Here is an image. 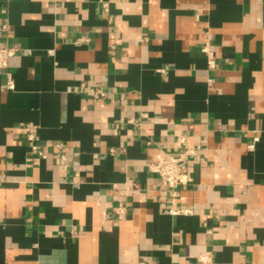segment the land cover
Instances as JSON below:
<instances>
[{"label":"crops","instance_id":"0c3cea01","mask_svg":"<svg viewBox=\"0 0 264 264\" xmlns=\"http://www.w3.org/2000/svg\"><path fill=\"white\" fill-rule=\"evenodd\" d=\"M0 45V264H264V0H0Z\"/></svg>","mask_w":264,"mask_h":264},{"label":"built area","instance_id":"2783aa9c","mask_svg":"<svg viewBox=\"0 0 264 264\" xmlns=\"http://www.w3.org/2000/svg\"><path fill=\"white\" fill-rule=\"evenodd\" d=\"M103 7L106 9L107 3H103ZM17 51L15 47L0 45V73L5 76V86L8 90L16 88L13 74L9 70V62L17 54ZM202 51L207 54L208 69L215 70L217 67L215 54L208 45L204 46ZM88 94L92 99L100 100L106 98L109 92L100 87H91L88 89ZM129 121L131 122V120ZM29 139L34 141L35 134H30ZM197 154V149L190 146L188 137L182 136L178 150L164 154L157 162L150 165V170L167 184L173 198H176L178 190L189 182V176L184 169V164L195 158ZM182 211L184 212L185 210ZM170 212L174 211L170 210ZM185 212L188 211L186 210ZM197 260L202 264H210L212 261L211 253L201 254Z\"/></svg>","mask_w":264,"mask_h":264}]
</instances>
